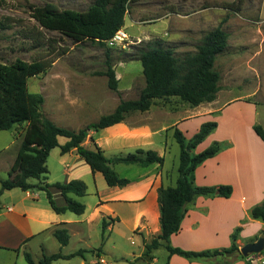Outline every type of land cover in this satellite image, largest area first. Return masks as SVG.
<instances>
[{
  "label": "crops",
  "instance_id": "crops-1",
  "mask_svg": "<svg viewBox=\"0 0 264 264\" xmlns=\"http://www.w3.org/2000/svg\"><path fill=\"white\" fill-rule=\"evenodd\" d=\"M116 75L118 78L117 71ZM119 92L123 93L120 86ZM254 94V92L251 93V96ZM249 96L250 94L248 97H239L222 105H219L220 100L216 99L197 107L185 103L176 105L155 100L147 112H133L121 123L100 131L91 130L84 146L94 149L97 145L107 158L125 156L139 149L153 150L164 157L163 166L158 164L149 167L113 165L119 175L121 172L125 174L120 175L121 177L130 180V184L126 187L108 186L104 176L99 172L93 173L76 150L63 154L60 148L53 149L47 162L53 179H47L45 182L55 184L58 183L57 180L61 183H69L76 179L84 181L87 185V196L75 198L85 204L86 211L83 215L71 212L57 214L49 203L47 193L37 188L28 191L13 189L3 192L0 197V264H17L22 254L24 257L26 253L32 256L33 253L29 252H33V241H39L38 260L44 254L52 255L61 252L63 255H70L64 250L74 239L86 246L85 249H80L84 251V256L81 257L86 264H140L138 261L149 264L142 259L145 244L161 233L158 191L161 187H175L179 177L180 151L176 152L175 156L177 171L170 172L166 169L171 148L174 149L172 136L175 139V129H180L188 139H191L204 123L216 119L219 122L217 129L197 147L195 153H201L216 141L224 143L225 147L215 157L206 160L196 169L194 183L197 186L228 185L232 187L233 194L230 198L200 196L188 204L182 229L172 236L171 245L194 252L227 249L232 244V235L239 227L242 228L237 240L240 248L257 241L264 236V223L253 219L251 211L255 206L264 203V141L254 130V126L258 124V110L257 106L248 103ZM118 104L119 102L107 114L113 112ZM231 105H239L244 109L243 111L245 107H248L252 110L253 117L252 119L227 118L229 130L219 135L220 122L225 118V116L222 118V115H225L227 111H237V109L233 110ZM97 106L96 103L87 105L84 110L94 111ZM220 113L223 114L217 117ZM102 116L98 115L97 120L84 119L81 126L75 130L78 131L88 124L97 122ZM67 141L66 138L59 139L60 145ZM9 148L7 134L2 131L0 132V158L8 154ZM16 157L17 154L11 167ZM51 158L64 166V177L53 174L54 169L50 167ZM0 179L3 178L0 177ZM34 180L36 179L30 182L34 185L41 184L39 180ZM50 191L58 207L66 206V200L59 189L53 187ZM90 197L94 199V202L87 201ZM67 214L71 216H66ZM104 221L109 223L106 232L113 231L121 222L133 223L131 231L138 233L129 234L128 239L139 248L137 254L132 253L135 263L110 262L106 258L107 252L104 249L99 250L102 247H94L99 246V242L102 241L99 239V228L101 225L103 228ZM61 228H66L70 234V242L64 247L53 235L56 229ZM134 235L138 243L133 239ZM47 236L48 241L52 242V239L57 241V246L52 244L56 252L52 253L47 249L45 240ZM158 250L154 252L153 264L158 263L156 257ZM86 254H89V258ZM166 264L217 263L187 259L179 255H170L168 252ZM234 264L249 263L245 258L237 260Z\"/></svg>",
  "mask_w": 264,
  "mask_h": 264
},
{
  "label": "trees",
  "instance_id": "trees-1",
  "mask_svg": "<svg viewBox=\"0 0 264 264\" xmlns=\"http://www.w3.org/2000/svg\"><path fill=\"white\" fill-rule=\"evenodd\" d=\"M135 0H94L86 11L61 10L53 4L44 6H30L32 18L40 27L58 32L73 44L85 42L97 43L107 47L111 40L125 26V19L130 12V5ZM7 0H0V7ZM7 27L0 23V29ZM228 34L221 28L210 32L199 46L196 54L186 55L179 59L172 48L160 44L153 47H143L136 54L124 53L123 61H140L143 68L146 85L138 99H121L115 110L103 115L95 122L76 131L55 124L43 113L45 98L40 93L29 90V80L45 74L53 67L54 61L36 59L32 62L17 58L14 62H5L0 57V132L10 131L15 126L25 124L23 140L17 157L8 172L7 179H0V197L5 191L21 189L28 191L40 189L47 193L52 209L57 214L71 212L83 215L86 211L84 203L75 197L87 195V185L82 180H72L69 183L49 184V170L47 162L51 151L60 148L63 154L76 150L77 153L90 166L93 173H101L108 186L126 187L130 180L121 177L113 168L115 164L138 165L149 167L154 164L163 166L165 159L156 151L139 149L125 156L107 158L101 148L95 145L94 149L84 146L91 130L100 131L107 127L123 122L133 112H147L155 100H166L178 97L187 104L197 107L203 103H210L217 99L220 91V73L214 70L217 55L226 47ZM33 47H39L41 41L30 37ZM67 53L63 48L60 55ZM107 61V70L99 75L108 78L109 89L119 93V79L112 64ZM218 127L216 121L204 123L199 132L191 139L176 128L174 137L180 147L179 177L175 187H161L159 193L161 233L145 244L142 259L149 264L154 262V252L165 247L170 255H179L187 259L199 261H212L217 264H234L237 260L245 259L240 253L237 244L241 227L232 235L230 248L214 251H185L171 245V238L182 229V222L187 212V205L198 197H223L230 198L233 189L228 185L197 186L194 183L195 171L206 160L215 157L221 152L225 144L214 142L201 153H195L197 147L204 142ZM254 130L264 141V128L256 124ZM68 141L60 145L59 139ZM94 141V140H92ZM36 179L41 184L34 185L30 180ZM57 188L66 200V206L58 207L53 199L50 189ZM251 217L264 223V203L255 206ZM109 223L103 222V239ZM54 237L61 246L70 242V234L66 228L56 229ZM76 256H84L80 250L74 254L63 255L61 252L46 255L38 264H53L55 261L69 260ZM29 264H35L32 256L25 254ZM247 259V257H246Z\"/></svg>",
  "mask_w": 264,
  "mask_h": 264
},
{
  "label": "rangeland",
  "instance_id": "rangeland-1",
  "mask_svg": "<svg viewBox=\"0 0 264 264\" xmlns=\"http://www.w3.org/2000/svg\"><path fill=\"white\" fill-rule=\"evenodd\" d=\"M93 3L94 0H7L0 7V23L7 27L5 30L0 29V57L5 62H14L17 58L28 62L36 59L54 61L47 73L29 80V90L44 96L43 113L55 124L75 130L84 119L97 120L98 115L112 111L121 99L139 98L146 85L142 64L139 61H123L124 53L136 54L143 47L160 44L172 48L176 57L183 59L186 55L196 54L206 35L221 28L228 34V46L217 55L214 63V70L221 76L220 91L217 94L219 105L250 94V100L247 101L257 106L258 124L264 128V0H135L130 5L125 26L121 30L126 34V45L124 49L119 46L110 50L92 42L75 45L60 33L40 27L32 18L30 10L31 5L53 4L61 10L86 11ZM30 37L38 38L41 45L33 47ZM63 48L67 53L60 55ZM109 56V62L118 72L119 86L123 93L110 90L108 78L99 75L107 70ZM253 92L255 94L251 96ZM157 102L187 104L178 97ZM95 103L98 105L96 110H84L85 106ZM231 106L237 111H227L225 115L220 113L217 116H225L220 122L219 135L229 130L227 118L253 117L248 107L243 111L239 105ZM213 121L217 122V119ZM25 129L26 125L21 124L10 131H3L10 143L8 154L0 158V177L3 179L8 178V170L20 148ZM172 144L174 149L171 148L166 169L176 172L175 156L180 147L173 136ZM50 167L57 177L65 176L64 166L53 158L50 159ZM120 175L125 174L121 172ZM48 179H53L50 173ZM87 201L94 202V199L90 197ZM132 225L121 222L113 231L106 232L105 239H102L101 225L99 239L102 241L94 247H102L99 250L107 252L106 258L110 262L133 263L135 259L132 253L137 254L139 248L128 239L129 234L138 233L131 231ZM133 239L138 243L135 235ZM45 240L49 252H56L52 244L57 246V241H48V236ZM38 245L39 241H33V252H29L33 253L36 264L40 254ZM85 248V245L74 239L64 251L72 254ZM86 257L89 258V254ZM156 257L157 264H166L167 250L161 247ZM17 264L29 263L22 254ZM56 264L86 262L81 256H76L67 261H57Z\"/></svg>",
  "mask_w": 264,
  "mask_h": 264
},
{
  "label": "built area",
  "instance_id": "built-area-1",
  "mask_svg": "<svg viewBox=\"0 0 264 264\" xmlns=\"http://www.w3.org/2000/svg\"><path fill=\"white\" fill-rule=\"evenodd\" d=\"M126 34L123 32H118L115 37H113L111 40L107 41V45L109 48H116V47H122L124 49L126 45ZM264 252V251H263ZM258 253V254H252L247 257L249 264H264V253Z\"/></svg>",
  "mask_w": 264,
  "mask_h": 264
},
{
  "label": "water",
  "instance_id": "water-1",
  "mask_svg": "<svg viewBox=\"0 0 264 264\" xmlns=\"http://www.w3.org/2000/svg\"><path fill=\"white\" fill-rule=\"evenodd\" d=\"M264 251V236L258 238L257 241L248 243L241 247L240 253L243 257H248L252 254L262 253Z\"/></svg>",
  "mask_w": 264,
  "mask_h": 264
}]
</instances>
